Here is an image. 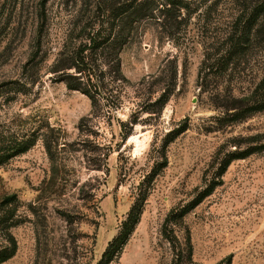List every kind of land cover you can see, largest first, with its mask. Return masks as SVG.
<instances>
[{
  "label": "rangeland",
  "instance_id": "1",
  "mask_svg": "<svg viewBox=\"0 0 264 264\" xmlns=\"http://www.w3.org/2000/svg\"><path fill=\"white\" fill-rule=\"evenodd\" d=\"M144 1L155 10L128 25L120 56L129 82L109 116L93 113L53 69L107 27L113 9L136 0H0V150L37 139L0 165V252L11 236L18 246L3 264H101L145 189L141 220L110 264H223L230 256L264 264V151L234 161L223 184L178 222L177 250L162 234L170 212L209 184L234 144L243 151L264 135V112L237 122L230 110L264 80V35L234 52L243 0ZM169 91L159 112L154 103ZM186 121L167 148L168 166L149 183L165 138ZM133 122L124 142L120 125ZM46 133L60 142L54 160ZM188 240L191 261L178 259Z\"/></svg>",
  "mask_w": 264,
  "mask_h": 264
},
{
  "label": "trees",
  "instance_id": "2",
  "mask_svg": "<svg viewBox=\"0 0 264 264\" xmlns=\"http://www.w3.org/2000/svg\"><path fill=\"white\" fill-rule=\"evenodd\" d=\"M144 2L132 3L126 7L119 6L113 9L112 19L105 27L102 23L98 29H93L88 35L87 42L80 45L72 55L61 58L55 65L53 72L60 76L59 81L65 83L68 89L79 91L86 95L92 104L93 113L105 111L109 116H113L122 106V90L125 83L129 80L122 71L121 52L127 43V29L130 23L137 22L140 18L151 16V13H144L145 10L154 12L155 9L149 7L144 8ZM245 14L242 19L241 37L237 40L233 49L237 54H241L243 50L250 48L254 42V38L264 35V0H243ZM170 11V10H168ZM137 18L133 21V18ZM131 24V26H133ZM43 30L41 25L39 29V39ZM40 46V45H39ZM171 91L164 92L154 103L161 112L170 99ZM239 103L242 101H238ZM230 110L235 112L232 114L233 120L241 122L257 113L264 112V80L257 87L252 100H245L242 104L235 105ZM136 122L127 130L129 124L121 123L122 140L125 142L133 133ZM189 128L188 122H184L181 127L171 131L164 140V144L159 151L160 159L156 167L153 169L152 175L148 177L149 183L158 172H161L168 166L167 148L180 135L185 133ZM53 132V130H50ZM249 146L243 151L240 144H234L236 151L227 152L219 162L216 174L212 177L209 184L198 193V195L186 206L179 210H173L165 219L163 224V237L172 244L177 250L175 244L180 241L175 234V227L178 222L202 204L206 198L223 184V176L228 171L231 164L236 160L246 159L257 151H264V135L251 137ZM257 143L254 145V142ZM37 142L36 138L22 139L5 143L3 149L0 150V165L8 162L13 157L28 152ZM44 143L51 159L54 158V149H57L60 142L53 139L49 133L44 136ZM107 155L105 156V158ZM97 170H100L97 169ZM148 190H141L136 199L127 219L123 222L119 235L109 244L107 251L104 253L101 264H110L115 253L121 251L127 244L130 236L135 230L136 225L141 220L143 207L148 198ZM188 248L185 251L181 248L178 253V259L186 256L191 261L192 246L188 240ZM187 247V246H186ZM18 246L15 238L11 236L10 247L0 252V264H3L16 255ZM178 261V260H177ZM176 262V260H175ZM223 264H232V257H228Z\"/></svg>",
  "mask_w": 264,
  "mask_h": 264
}]
</instances>
